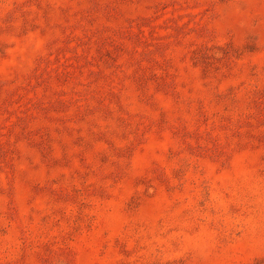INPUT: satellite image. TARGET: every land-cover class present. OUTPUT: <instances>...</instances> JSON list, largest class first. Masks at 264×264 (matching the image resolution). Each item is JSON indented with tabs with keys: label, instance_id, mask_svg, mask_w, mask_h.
Returning <instances> with one entry per match:
<instances>
[{
	"label": "rangeland",
	"instance_id": "1",
	"mask_svg": "<svg viewBox=\"0 0 264 264\" xmlns=\"http://www.w3.org/2000/svg\"><path fill=\"white\" fill-rule=\"evenodd\" d=\"M0 264H264V0H0Z\"/></svg>",
	"mask_w": 264,
	"mask_h": 264
}]
</instances>
